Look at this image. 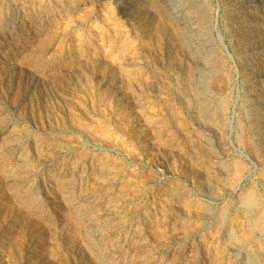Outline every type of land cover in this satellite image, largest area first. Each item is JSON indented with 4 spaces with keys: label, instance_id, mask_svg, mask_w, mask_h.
<instances>
[{
    "label": "rangeland",
    "instance_id": "obj_1",
    "mask_svg": "<svg viewBox=\"0 0 264 264\" xmlns=\"http://www.w3.org/2000/svg\"><path fill=\"white\" fill-rule=\"evenodd\" d=\"M169 1L186 28L161 0H0V264H264L257 84L240 74L229 23L253 0ZM187 29L201 56L183 46ZM193 68L207 114L195 115ZM208 118L203 137L193 128ZM76 202L105 224L100 245L74 220Z\"/></svg>",
    "mask_w": 264,
    "mask_h": 264
},
{
    "label": "bare ground",
    "instance_id": "obj_2",
    "mask_svg": "<svg viewBox=\"0 0 264 264\" xmlns=\"http://www.w3.org/2000/svg\"><path fill=\"white\" fill-rule=\"evenodd\" d=\"M154 1V0H153ZM191 1V0H190ZM205 1V0H204ZM226 2H225V7L227 8V9H229V7L228 6H231L230 5V3H232L233 1L235 2V0H225ZM239 1V0H238ZM250 1V0H249ZM151 2V1H150ZM158 2V1H157ZM201 2V1H200ZM240 2V1H239ZM186 3V2H185ZM194 3V2H193ZM235 3H237V2H235ZM161 4H162V6H163V9H165L166 10V12H167V14H169L170 16H173V17H175L176 19H177V22H178V24H179V26H182V28H186V24H188V22L185 24V22H184V19L181 17V15H180V17L178 18L177 17V6H176V4H174V3H172V2H170L169 0H161ZM202 4V3H201ZM251 4V3H250ZM190 5V4H189ZM200 5V4H199ZM222 6H224L223 4H221ZM252 6L250 7V8H245V9H243L241 12H240V14L238 15V16H236V17H234V18H231L230 20V22L229 23H234L236 26H237V28H236V41H234L235 42V48H236V56H237V59H238V62H239V68H240V74H241V76L244 78V79H246V80H254L255 82H256V84L257 85H253L254 87H256L254 90H251V91H249V90H247V92L249 93H247L248 95H249V97H250V99L251 100H254V101H256V109H257V111H255V109H252V110H254V112L252 113V119L254 120V127H256V128H254V129H256L257 130V135H258V137L259 138H261V139H263L264 140V86H262L263 85V82H264V14H260V16H250V12L251 11H256L255 9H256V7H260V6H262V5H264V0H253L252 1V4H251ZM185 6V5H184ZM136 7V6H135ZM135 7L133 8V9H135ZM152 7V6H151ZM150 7V8H151ZM154 7V6H153ZM152 7V8H153ZM158 7V6H157ZM188 7V6H187ZM203 7V6H202ZM263 7V6H262ZM261 7V8H262ZM149 8V9H150ZM137 9V8H136ZM190 9V8H189ZM145 10V9H144ZM157 10V9H156ZM185 10H186V8H185ZM145 11H147V13H148V10H145ZM149 11H151V10H149ZM160 11V10H159ZM158 11V12H159ZM199 11V10H198ZM165 12V11H164ZM122 13V12H121ZM136 13V12H135ZM143 13V12H142ZM145 13V12H144ZM146 13V14H147ZM163 13V12H162ZM186 13V12H185ZM123 14V13H122ZM126 14H128V13H126ZM138 14V13H137ZM152 15H154L153 13H151ZM164 14V13H163ZM189 14V13H188ZM125 15V14H124ZM129 15V14H128ZM144 15V14H143ZM149 15V14H148ZM158 15V14H157ZM187 15V14H186ZM206 16H207V14H205ZM225 15V14H224ZM233 15L235 16V14L233 13ZM145 16V15H144ZM150 16V15H149ZM155 16V15H154ZM162 16V15H161ZM160 16V17H161ZM184 16V15H183ZM191 16H193L192 14H191ZM130 17H132V16H130ZM137 17V16H136ZM225 17V16H224ZM129 18V17H128ZM162 18H163V16H162ZM161 18V19H162ZM131 19V18H130ZM141 19V18H140ZM166 19V18H165ZM179 19V20H178ZM225 19V18H224ZM137 20V19H136ZM158 20V19H157ZM163 20V19H162ZM167 20V19H166ZM186 20V19H185ZM150 21V20H149ZM165 21V20H164ZM191 21V20H190ZM204 21V20H203ZM169 22V21H168ZM141 23V22H140ZM159 23V22H158ZM162 23V22H161ZM138 25H139V23H137ZM192 24V23H191ZM198 24V23H197ZM225 24V23H224ZM177 25V24H176ZM169 26V25H168ZM167 26V27H168ZM172 26V25H171ZM197 26V25H196ZM196 26H195V28H196ZM164 27V26H163ZM173 27V26H172ZM191 27V26H190ZM199 27V26H198ZM177 28H178V26H177ZM180 28V27H179ZM141 29V28H140ZM144 29V28H143ZM167 29H169V28H167ZM166 29V30H167ZM175 30H176V28H174ZM197 29H199V28H197ZM196 29V30H197ZM231 29V28H230ZM229 29V30H230ZM175 30H173V32L175 31ZM178 30V29H177ZM188 30V29H187ZM181 31H182V29H181ZM144 32V31H143ZM163 32V31H162ZM166 32V31H165ZM193 32V31H192ZM192 32L190 33L189 32V30L188 31H185V32H183L184 34H182L183 35V38L181 39V41H182V43H183V46L185 47L186 46V48H189V49H191V51L193 52V53H196L197 55H195V56H198V54H199V52H200V50L198 51V47H199V45L200 44H198L197 42H196V39H195V37L193 36L194 34H192ZM235 32V31H234ZM169 33V32H168ZM181 33V32H180ZM169 35H171V34H169ZM173 35V34H172ZM196 35V34H195ZM160 36H161V34H160ZM174 36V35H173ZM235 36V35H234ZM175 37V36H174ZM199 36L197 35V38H198ZM232 37V36H231ZM170 38V37H169ZM168 38V39H169ZM202 38V37H201ZM163 39V38H162ZM171 39V38H170ZM176 40V39H175ZM166 41H168V40H166ZM178 41H179V39H178ZM177 41V42H178ZM202 41V40H201ZM207 42V41H206ZM163 45V44H162ZM170 45V44H169ZM207 46H208V44H206ZM206 45H204V46H206ZM165 46V45H164ZM203 46V45H202ZM213 46V45H212ZM168 47V46H167ZM162 48V47H161ZM179 48V47H178ZM182 48V47H181ZM164 49V48H163ZM211 49V48H210ZM166 50H168V49H166ZM181 51L182 50H184V48L183 49H180ZM188 50V49H187ZM202 51V50H201ZM214 51V50H213ZM257 51H259V52H261L262 53V56H261V58H259V56L258 57H256V58H253V60H251L250 59V53L251 52H257ZM164 52H165V50H164ZM183 52V51H182ZM211 52V51H210ZM216 52V51H215ZM170 53H173V52H170ZM188 53V52H187ZM201 53V52H200ZM203 53V52H202ZM208 53V52H207ZM189 54V53H188ZM204 54V53H203ZM213 54V53H212ZM167 55V54H166ZM185 55V54H184ZM193 55V54H192ZM202 55V54H201ZM200 54H199V56H201ZM214 55V54H213ZM195 56H193L192 58H194ZM203 57V56H202ZM202 57H199V61L201 60V62H202V60H203V58ZM214 57V56H213ZM217 57V56H216ZM219 57V56H218ZM189 58V57H188ZM192 58L190 59V60H192ZM207 58V57H206ZM206 58L204 57V61L206 62V65L208 64L207 62H208V60H210V61H212V59H211V57L210 58H207L208 60H206ZM215 58V57H214ZM228 58H229V56H228ZM196 59V58H195ZM236 59V60H237ZM194 60V59H193ZM192 60V61H193ZM215 60H217V59H215ZM195 62V61H194ZM197 62V61H196ZM195 62V63H196ZM201 62H200V64H201ZM213 63V62H212ZM197 65V64H196ZM215 65V64H214ZM186 66V65H185ZM190 66H191V64H190ZM193 67V66H192ZM207 67V66H206ZM214 67V66H213ZM189 68V67H188ZM187 68V69H188ZM195 68V67H194ZM193 68V69H194ZM198 68V67H197ZM201 68V67H200ZM187 69H185V70H187ZM191 70V71H189L190 72V76H191V79H192V82H193V86H194V93H195V97H196V106H195V115L196 114H199V115H203V114H207L208 112H209V106L210 105H208V103L202 98V96L200 95V93H199V89L196 87V86H198L199 84H198V81H200V79H203V77H202V75L199 73V71L197 72L195 69L194 70ZM198 70V69H197ZM201 70V69H200ZM147 75V74H146ZM209 75V74H208ZM216 75V74H215ZM211 76V75H210ZM186 77H188V76H186ZM206 77V76H205ZM209 78V77H208ZM207 80V79H206ZM204 81V80H203ZM209 81H211V80H209ZM191 82V83H192ZM212 88L214 87V88H218L219 86H220V84L222 83V80H221V78H218V77H215V78H213L212 79ZM206 84V83H205ZM202 86H203V84H202ZM221 88V87H220ZM251 88V87H250ZM173 91V90H172ZM204 91V90H203ZM190 94V93H189ZM204 96V95H203ZM206 98V97H205ZM248 102V101H247ZM246 102V103H247ZM253 103V102H252ZM121 104V103H120ZM125 106V105H124ZM222 106V105H221ZM135 107V106H134ZM211 107V106H210ZM248 107H249V105H248ZM124 108V107H123ZM122 110V109H121ZM192 110V109H191ZM126 112V111H125ZM224 112V111H223ZM248 112V111H247ZM211 114V113H210ZM218 114V113H217ZM251 114V113H250ZM127 115H129V114H127ZM191 115V114H190ZM199 115H197V116H199ZM145 116V115H144ZM210 116V115H209ZM129 117V116H128ZM195 117V116H194ZM204 117V116H203ZM205 117H207V116H205ZM216 117V116H215ZM220 117V116H219ZM197 119V118H196ZM251 119V118H250ZM216 121H218V120H216ZM215 121V122H216ZM148 122V121H147ZM207 125L208 126H204L203 124L204 123H202V125H198L197 123V125L195 126V128H193V129H195L197 132H201V134H202V136L204 137V136H207V135H209L210 134V132H212V131H210V126H212L211 128H213V122H214V119L213 118H208V120H207ZM217 123V122H216ZM221 123V122H220ZM206 124V123H205ZM219 124V123H218ZM253 124V123H252ZM193 126V127H194ZM218 127V126H217ZM137 135V134H136ZM211 135V134H210ZM152 137H153V135H152ZM167 137V136H166ZM209 137V136H208ZM243 137H245L244 135H243ZM242 137V138H243ZM135 138V137H134ZM238 138V137H237ZM142 139H143V137H142ZM146 139V138H145ZM90 140H92V139H90ZM198 140V139H197ZM239 140V139H238ZM259 140V139H258ZM146 141V140H145ZM139 142H141V141H139ZM197 142V141H196ZM201 142V141H200ZM251 142V141H250ZM143 143V142H142ZM153 143V142H152ZM151 142H150V144H152ZM139 144V143H138ZM247 144V143H246ZM245 144V145H246ZM249 144V143H248ZM247 144V145H248ZM261 144H264V143H262L261 142ZM140 145V144H139ZM185 145V144H184ZM244 145V144H243ZM251 145V144H250ZM149 146H152V145H149ZM249 146V145H248ZM20 147V146H19ZM68 147V146H67ZM145 147V146H144ZM146 147H148V146H146ZM16 147H14V149H15ZM245 148V147H244ZM247 148V147H246ZM251 148V147H250ZM252 148H253V144H252ZM61 149H63V147L61 148ZM255 149V148H254ZM253 149V150H254ZM148 150V149H147ZM143 151V150H142ZM146 151V150H145ZM63 152V151H62ZM203 152V151H202ZM206 152V151H205ZM143 153V152H142ZM144 154V153H143ZM149 154V153H148ZM13 155V154H12ZM1 156V155H0ZM2 157V156H1ZM16 157V156H15ZM21 157V156H20ZM55 157H56V155H55ZM55 157H53V158H55ZM78 157V156H77ZM80 157V156H79ZM86 157V156H85ZM186 157V156H185ZM190 157V156H189ZM6 158V157H5ZM60 158V157H59ZM76 158V157H75ZM81 158V157H80ZM92 158V157H91ZM83 159H85L84 157H83ZM82 159V160H83ZM211 159V158H210ZM215 159V158H214ZM214 159H212V160H214ZM46 160H48V159H46ZM56 160V159H55ZM186 160H188V158L186 159ZM216 160V159H215ZM218 160V159H217ZM4 161V160H3ZM3 161H1L2 163H3ZM70 161V160H69ZM91 161V160H90ZM155 161V160H154ZM40 162V161H39ZM85 162V161H84ZM83 162V163H84ZM196 162V161H195ZM252 162V161H251ZM24 163V162H23ZM52 163V162H51ZM5 164V163H4ZM9 164V163H8ZM25 165H27L26 163H24ZM41 164V163H40ZM57 164H58V162H57ZM64 164V163H63ZM66 164V163H65ZM70 164V163H69ZM92 164V163H91ZM251 164V163H250ZM21 165V164H20ZM24 165V166H25ZM43 165V164H42ZM53 165V164H52ZM71 165V164H70ZM110 165V164H109ZM8 166V165H7ZM18 166V165H17ZM31 166V165H30ZM41 166V165H40ZM58 166V165H57ZM159 166V165H158ZM6 167V166H5ZM44 167V166H43ZM56 167V166H55ZM68 167V166H67ZM152 167V166H151ZM29 168V167H28ZM107 168V167H106ZM153 168H155V167H153ZM14 169V168H13ZM41 169V168H40ZM39 169V170H40ZM81 169H82V167H81ZM96 169V168H95ZM99 169H101V167L99 168ZM108 169V168H107ZM157 169V168H156ZM12 170V169H11ZM29 170V169H28ZM86 170V169H85ZM185 170V169H184ZM17 170H15V172H16ZM21 171V170H20ZM19 171V172H20ZM22 171H23V169H22ZM25 171V170H24ZM92 171V170H91ZM5 172V171H4ZM19 172L17 173V174H19ZM95 172V171H94ZM104 172V171H103ZM22 173V172H21ZM82 173V172H81ZM96 173V172H95ZM113 173V172H112ZM115 174H116V171L114 172ZM118 173V172H117ZM24 174V173H23ZM39 174V173H38ZM79 174V173H78ZM98 174H100V173H98ZM97 174V175H98ZM104 174V173H103ZM14 175V174H13ZM33 175V174H32ZM76 175V174H75ZM74 175V176H75ZM38 176V175H37ZM45 176V175H44ZM63 176V175H62ZM90 176V175H89ZM118 176V175H117ZM191 176V175H190ZM23 177V176H22ZM49 177V176H48ZM53 177V176H52ZM92 177H94L93 175H92ZM103 177V176H102ZM114 177H115V175H114ZM122 177V176H121ZM24 178V177H23ZM30 178V177H29ZM116 178V177H115ZM31 179V178H30ZM47 179V178H46ZM55 179V178H54ZM121 179V178H120ZM32 180V179H31ZM102 180V179H101ZM133 180V179H132ZM7 181V180H6ZM16 181V180H15ZM57 181V180H56ZM59 181V180H58ZM63 181H65L64 179H63ZM92 181V180H91ZM163 181V180H162ZM27 182V181H26ZM67 182V181H66ZM70 182H72V181H70ZM75 182V181H74ZM85 182V181H84ZM115 182V181H114ZM119 182H120V180H119ZM207 182V181H206ZM111 183H113V182H111ZM162 183V182H161ZM36 184V183H35ZM72 184V183H71ZM90 184V183H89ZM114 184V183H113ZM154 184V183H153ZM76 185V184H75ZM81 185V184H80ZM109 185H111V184H109ZM118 185V184H117ZM18 186H20V185H18ZM74 186V185H73ZM106 186V185H105ZM203 186V185H202ZM64 187V186H63ZM62 187V188H63ZM250 187V186H249ZM66 188V187H65ZM74 188V187H73ZM82 188V187H81ZM86 188V187H85ZM103 188H105V187H102V189ZM124 188V187H123ZM21 189V188H20ZM37 189V188H36ZM59 189H60V187H59ZM79 189V188H78ZM107 189V188H106ZM122 189V188H121ZM230 189V188H229ZM31 190V189H30ZM35 190V189H34ZM52 190V189H51ZM54 190V189H53ZM63 190V189H62ZM70 190V189H69ZM72 190V189H71ZM87 190V189H86ZM95 190V189H94ZM227 190V189H226ZM231 190V189H230ZM249 190V189H248ZM68 191V190H67ZM73 191V190H72ZM80 191V190H79ZM115 191V190H114ZM117 191V190H116ZM119 191V190H118ZM247 191V190H246ZM18 192V191H17ZM20 192V191H19ZM95 192V191H94ZM120 192H122V191H120ZM64 193V192H63ZM87 193V192H86ZM114 193V192H113ZM250 193V192H249ZM69 194V193H68ZM173 194V193H172ZM251 194V193H250ZM66 195H67V193H66ZM65 195V196H66ZM70 195V194H69ZM73 194H71V196H72ZM98 195V194H97ZM101 195V194H100ZM106 195V194H105ZM109 195V194H108ZM114 195V194H113ZM128 195V194H127ZM68 196V195H67ZM123 196V195H122ZM160 196V195H159ZM254 196V195H253ZM22 197V196H21ZM26 197V196H25ZM30 197V196H29ZM42 197V196H41ZM53 197V196H52ZM55 197V196H54ZM64 197V196H63ZM69 197V196H68ZM105 197V196H104ZM134 197H135V195H134ZM16 198V197H15ZM48 198V197H47ZM62 198V197H61ZM73 198V197H72ZM86 198V197H85ZM91 198V197H90ZM26 199V198H25ZM50 199V198H49ZM68 199V198H67ZM81 199V198H80ZM92 199V198H91ZM99 199V198H98ZM106 199V198H105ZM118 199V198H117ZM24 200V199H23ZM66 200V199H65ZM137 200V199H136ZM246 200H250L251 201V199H246ZM252 200H255V198H253ZM257 200V199H256ZM27 201V200H26ZM54 201H55V199H54ZM71 201V200H70ZM77 201V200H76ZM118 201H120V200H118ZM133 201H134V198H133ZM250 201H249V206H251V204L253 203V204H255L254 202H251L250 203ZM28 202V201H27ZM53 202V201H52ZM87 202V201H86ZM121 202V201H120ZM129 202V201H128ZM127 202V203H128ZM139 202V201H138ZM245 202H248V201H245ZM26 203V202H25ZM59 203V202H58ZM66 203H68V202H66ZM72 203V202H71ZM113 203V202H112ZM115 203V202H114ZM126 203V202H125ZM126 203V204H127ZM131 203V202H130ZM135 203V202H134ZM243 203V202H242ZM241 203V204H242ZM257 203V202H256ZM82 204V203H81ZM98 204V203H97ZM138 204V203H137ZM200 204V203H199ZM26 205V204H25ZM33 205V204H32ZM94 205V204H93ZM110 205V204H109ZM131 205V204H130ZM243 205V204H242ZM41 206V205H40ZM92 206V205H91ZM121 206V205H120ZM129 206V205H128ZM140 206V205H139ZM247 206H248V204H247ZM248 206V207H249ZM254 206H257V205H254ZM34 207H36V206H34ZM47 207V206H46ZM63 207V206H62ZM68 207V206H67ZM137 207V206H136ZM143 207V206H142ZM32 208V207H31ZM43 208V207H42ZM98 208H99V206H98ZM121 208V207H120ZM123 208V207H122ZM129 208V207H128ZM134 208V207H133ZM50 209V208H49ZM61 209V208H60ZM127 209V208H126ZM247 209V208H246ZM252 209V208H251ZM31 210V209H30ZM67 210V209H66ZM94 210V209H93ZM71 211V210H70ZM92 211V210H91ZM96 211H97V209H96ZM106 211V210H105ZM124 211H126V210H124ZM132 211V210H131ZM134 211V210H133ZM183 211V210H182ZM205 211V210H204ZM244 210H242V212H243ZM44 212V211H43ZM52 212V211H51ZM72 212H73V217H74V220H76L77 222H81V224H82V228L84 229V234L86 235V238H88V240L90 239V238H92V239H94L95 241H97V242H99V245H100V243L102 242V241H100V240H103V238L105 239L106 238V236L107 235H100V231L103 229L102 227L104 226L105 227V224H103V226L102 225H100V222H97V221H92V220H90L89 218H87V216H86V214H85V212L86 211H84V210H82V208L81 207H79V204H77V202H76V204L75 205H73L72 206ZM89 212V211H88ZM102 212H103V210H102ZM114 212H116V211H114ZM120 212V211H119ZM136 212V211H135ZM208 212V211H207ZM234 212V211H233ZM237 212H239V211H237ZM250 212V211H249ZM252 212H254V211H252ZM251 212V213H252ZM28 213V212H27ZM46 213V212H45ZM62 213V212H61ZM96 213V212H95ZM110 213H112V212H110ZM127 213V212H126ZM132 213V212H131ZM168 213V212H167ZM261 213V212H260ZM44 214V213H43ZM104 214V213H103ZM109 214V213H108ZM122 214H124V213H122ZM134 214V213H133ZM204 214V213H203ZM238 214V213H237ZM249 214V213H248ZM253 214V213H252ZM28 215V214H27ZM65 215V214H64ZM66 215H67V213H66ZM130 215V214H129ZM128 215V216H129ZM239 215H241V214H239ZM244 215H245V212H244ZM41 216V215H40ZM58 216V215H57ZM126 216V215H125ZM171 216H172V214H171ZM196 216V215H195ZM242 216V215H241ZM248 216V215H247ZM61 217H63V216H61ZM107 217H108V215H107ZM135 217V216H134ZM175 217V216H174ZM219 217V216H218ZM244 217V216H243ZM35 218V217H34ZM51 218V217H50ZM70 218V217H69ZM97 218V217H96ZM103 218V217H102ZM106 218V217H105ZM128 218V217H127ZM139 218V217H138ZM176 218V217H175ZM245 218V217H244ZM249 218H250V216H249ZM249 218L247 219L246 218V220H249ZM64 219V218H63ZM109 220V219H108ZM37 221V220H36ZM168 221V220H167ZM173 221V220H172ZM171 221V222H172ZM49 222V221H48ZM70 222H71V220H70ZM112 222V221H111ZM136 222V221H135ZM170 222V221H169ZM40 223V222H39ZM45 223V222H44ZM51 223H53V222H51ZM129 223V222H128ZM146 223V222H145ZM176 223V222H175ZM78 224V223H77ZM108 224V223H107ZM131 224V223H130ZM147 224V223H146ZM145 224V225H146ZM53 225V224H52ZM241 225V224H240ZM46 226V225H45ZM47 226H48V224H47ZM108 226H109V224H108ZM175 226V225H174ZM51 227V226H50ZM132 227V226H131ZM149 227V226H148ZM169 227H170V225H169ZM55 228V227H54ZM80 228V227H79ZM122 228V227H121ZM148 229V228H147ZM151 229V228H150ZM150 229H149V231H150ZM222 229H223V226H222ZM221 229V230H222ZM226 229V228H225ZM75 230V229H74ZM82 230V229H81ZM81 232V231H80ZM111 232V231H110ZM122 232V231H121ZM153 232V231H152ZM223 232V231H222ZM74 233V232H73ZM104 233H105V231H104ZM113 233V232H112ZM129 233V232H128ZM137 233V232H136ZM225 233V232H224ZM83 234V233H82ZM135 234V233H134ZM109 235V234H108ZM117 235V234H116ZM231 236V235H230ZM119 237H120V235H119ZM224 237V236H223ZM240 237H242V236H240ZM257 237H259V236H257ZM139 238V237H138ZM142 238V237H141ZM225 238V237H224ZM223 238V239H224ZM108 239H110V238H108ZM121 239V238H120ZM123 239V238H122ZM174 239V238H173ZM172 239V240H173ZM177 239V238H176ZM251 239V238H250ZM127 240V239H126ZM143 240V239H142ZM175 240V239H174ZM109 241V240H108ZM149 241V240H148ZM167 241V240H166ZM106 242V241H105ZM160 242H162L161 240H160ZM173 242V241H172ZM238 242V241H237ZM179 243V242H178ZM98 244V243H97ZM150 244V243H149ZM168 245H169V243H168ZM102 246V245H101ZM144 246V245H143ZM170 246V245H169ZM92 247V246H91ZM99 247V246H98ZM125 247H127V246H125ZM97 248V247H96ZM136 248V247H135ZM148 248V247H147ZM172 248V247H171ZM239 248V247H238ZM92 249V248H91ZM128 249V248H127ZM230 249V248H229ZM233 249V248H232ZM93 250V249H92ZM95 250V249H94ZM117 250V249H116ZM231 250V249H230ZM107 251V250H106ZM151 251V250H150ZM170 252L171 253V250L170 249H165L164 250V253L166 254V256L168 257V258H171V254L170 255H167V252ZM176 251H178V250H176ZM188 251V250H187ZM104 252V251H103ZM168 252V253H169ZM180 252V251H179ZM242 252V251H241ZM123 253H125V252H123ZM231 253V252H230ZM104 254V253H103ZM139 254V253H138ZM143 254V253H142ZM179 254V253H178ZM200 254V253H199ZM84 255V254H83ZM116 255V254H115ZM120 255V254H119ZM124 255V254H123ZM187 255V254H186ZM235 255V254H234ZM246 255V254H245ZM106 256V255H105ZM122 256V255H121ZM127 256V255H126ZM130 256V255H129ZM89 257V256H88ZM113 257V256H112ZM118 257V256H117ZM175 258H174V263L173 264H180L181 262H183V260H184V256L182 257V256H180V255H177V256H174ZM105 258H107V256L106 257H100V256H98V259H103V261H104V264H111L112 262L111 261H108V260H106ZM115 258V257H114ZM96 259H97V256H96ZM97 259V260H98ZM116 259V258H115ZM138 259V258H137ZM153 259V258H152ZM226 259V258H225ZM239 259V258H238ZM245 259V258H244ZM84 260V259H83ZM167 260V259H166ZM205 260V259H204ZM224 260V259H223ZM246 260V259H245ZM249 260V259H248ZM247 260V261H248ZM93 261V260H92ZM112 261H114V260H112ZM116 261V260H115ZM122 261V260H121ZM130 261V260H129ZM128 261V262H129ZM151 261V260H150ZM157 262V261H156ZM237 262V261H236ZM240 262V261H239ZM82 263V262H81ZM80 263V264H81ZM90 263V262H89ZM115 263V262H114ZM117 263V262H116ZM132 263V262H131ZM134 263V262H133ZM136 263V262H135ZM250 263V262H249ZM253 263V262H252ZM137 264H139V263H137ZM189 264H193V261H189ZM235 264V263H234ZM251 264V263H250ZM262 264V263H261Z\"/></svg>",
    "mask_w": 264,
    "mask_h": 264
}]
</instances>
